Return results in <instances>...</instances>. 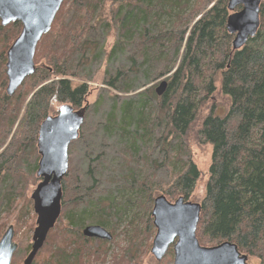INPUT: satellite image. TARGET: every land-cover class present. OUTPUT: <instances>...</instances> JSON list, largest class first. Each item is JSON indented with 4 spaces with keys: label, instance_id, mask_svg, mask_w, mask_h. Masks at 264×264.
Here are the masks:
<instances>
[{
    "label": "trees",
    "instance_id": "16d2710c",
    "mask_svg": "<svg viewBox=\"0 0 264 264\" xmlns=\"http://www.w3.org/2000/svg\"><path fill=\"white\" fill-rule=\"evenodd\" d=\"M229 1L65 0L37 47L35 73L12 97L7 54L23 26L0 22V240L13 226L19 249L12 264H23L31 251L40 127L61 106L79 110L87 103L80 137L69 149L61 219L33 264H144L140 258L150 253L156 232L154 198L193 201L201 174L187 151L191 134L198 145L213 147L206 191L195 200L202 206L200 245L230 242L248 263L264 264V0L256 37L234 53ZM129 52V65L118 67ZM165 75L171 76L161 99L150 81ZM217 91L230 102L223 118L215 116ZM121 95L138 96L121 103ZM161 122L167 168L160 190L154 187L158 174L135 181L128 168L146 165L137 139L160 132ZM116 139L126 142L117 152L119 178L130 176L125 186L133 194L115 202L113 184L103 183L109 182L106 147ZM128 213L134 220L126 222ZM87 225L107 229L113 241L86 239ZM173 261L170 251L160 264Z\"/></svg>",
    "mask_w": 264,
    "mask_h": 264
},
{
    "label": "water",
    "instance_id": "95a60500",
    "mask_svg": "<svg viewBox=\"0 0 264 264\" xmlns=\"http://www.w3.org/2000/svg\"><path fill=\"white\" fill-rule=\"evenodd\" d=\"M65 0H0V22L3 27L20 22L22 33L7 54V95L12 97L35 73V54L42 38L47 35ZM262 0H230L227 31L236 35L233 52L243 49L260 29V5ZM238 7L242 10L236 12ZM168 84L163 82L156 94L163 97ZM88 106L74 111L62 106L57 116L48 117L41 125L37 142L40 161L37 178L39 185L31 200L37 217L31 253L23 264H33L43 248L48 234L59 221L62 213L63 181L69 171V147L78 140L85 121ZM202 206L185 202L183 198L170 203L161 196L154 201L152 217L157 229L151 253L161 262L174 246L173 264H247L236 245L224 243L214 248L201 247L196 237ZM83 236L90 239L111 241L112 236L98 226L85 228ZM15 230L10 226L0 240V264H12L18 245L14 242Z\"/></svg>",
    "mask_w": 264,
    "mask_h": 264
},
{
    "label": "rangeland",
    "instance_id": "374dc122",
    "mask_svg": "<svg viewBox=\"0 0 264 264\" xmlns=\"http://www.w3.org/2000/svg\"><path fill=\"white\" fill-rule=\"evenodd\" d=\"M242 7H238L237 11H240ZM232 12L229 11V15ZM232 37L235 38L234 35H230ZM233 38V41H234ZM115 40V39H114ZM232 41V42H233ZM110 43H113V39L110 40ZM133 56V54H131L130 52L128 54H124L121 57H119L118 61H117V66L118 67H124L126 68L129 65L128 59H130V57ZM163 69L162 65L159 66V70ZM171 75H165L162 76L160 78H158L155 81H150V86L152 87H158L162 82H166L167 79L170 77ZM92 87L97 88L99 87L98 85H92ZM145 88H143L141 91H143ZM112 92L116 93V91ZM139 92V93H140ZM138 93V94H139ZM138 96V95H137ZM136 96V97H137ZM122 97V101L121 103H123L124 101L129 102L130 100L135 101V98H132L133 96L129 95H121ZM92 99V97H91ZM213 101L215 102L216 105V109H215V116L219 117V118H223L226 116V113L228 112L229 108H230V102L224 98L221 93L219 91H217L215 93V95L213 96ZM125 102V103H126ZM161 121H163V119H161ZM199 124L201 125V121H198ZM163 132V122H161V126H160V132H154L153 135H151L150 137L145 136L144 138L139 137L137 139V144H136V149L137 151H139L140 157H143L146 159V165L144 166V164L142 162L133 164L132 166H129L130 168H128V170L131 169V171L134 173V180L135 181H139L142 177H144V179L150 178L152 176V174H158V180L154 182V187H158L160 190L164 189L166 187L165 183L163 181H161V179H165L166 177V164L165 166H163V161H162V157L165 156L166 154V147L164 145V141L162 140H158V136H161ZM130 142L127 143H133L131 142V139H128ZM126 142H120L117 139L114 140L113 144H108L106 147V151H107V160L109 161V167L107 169V176H106V180L109 182H105L103 183L104 185H111V183L113 184V188H114V192L116 195L115 198V202L116 200L120 199L119 197L122 195H130L132 196L133 191L131 188H127L125 186L126 181H130V176L126 175L125 179H120L119 178V172H120V168L123 165V161L121 160V158L118 155V151H122L123 149L126 148L125 144ZM106 144V143H104ZM104 144L100 147V150H104ZM188 146L191 148V150L188 148L187 151L190 153L192 161L196 164V166L198 167L199 171H200V179L197 182V184H195L194 186V194H193V201H201V199L204 196V193L206 191V186L209 180V176H208V172H209V167L212 161V153H213V147L209 144L205 145V144H199L197 142V138L195 136V134H191L189 139H188ZM186 148V146H184ZM129 163V161H128ZM141 171V172H139ZM143 171V172H142ZM150 176V177H149ZM126 180V181H125ZM129 185V184H128ZM161 193L159 195H157L156 197L160 196ZM155 199V198H154ZM120 202V200L118 201ZM124 202V201H122ZM137 211V210H136ZM135 210L133 211L135 214H137ZM143 214H142V213ZM140 215H144V211H140V213H138V221L140 220ZM126 222L130 221V219L132 218V220H134V216L132 217V215H130L129 213L126 215ZM123 227V225H122ZM156 234V232H155ZM154 234V236H155ZM153 236V238H154ZM121 239L118 240V243H120ZM126 244H123L122 247H125ZM141 261L144 264H160L157 263V261L154 259V257L151 255V253H149L147 256H142ZM248 264H256L255 261H250Z\"/></svg>",
    "mask_w": 264,
    "mask_h": 264
},
{
    "label": "bare ground",
    "instance_id": "6f19581e",
    "mask_svg": "<svg viewBox=\"0 0 264 264\" xmlns=\"http://www.w3.org/2000/svg\"><path fill=\"white\" fill-rule=\"evenodd\" d=\"M163 83V82H162ZM166 83L168 84V82L166 81ZM161 196H163V197H165L164 195H160V196H158V197H156V198H159V197H161ZM155 198V199H156ZM166 198V197H165ZM167 199V198H166ZM173 203H175V202H173ZM153 211V210H152ZM198 225H199V223H198ZM197 229H198V226H197Z\"/></svg>",
    "mask_w": 264,
    "mask_h": 264
},
{
    "label": "flooded vegetation",
    "instance_id": "af4514ba",
    "mask_svg": "<svg viewBox=\"0 0 264 264\" xmlns=\"http://www.w3.org/2000/svg\"><path fill=\"white\" fill-rule=\"evenodd\" d=\"M15 23H16V22H15ZM11 24H13V23H11ZM11 24H10V25H11ZM21 24H22V23H21ZM8 26H9V25H8ZM22 26H23V25H22Z\"/></svg>",
    "mask_w": 264,
    "mask_h": 264
}]
</instances>
